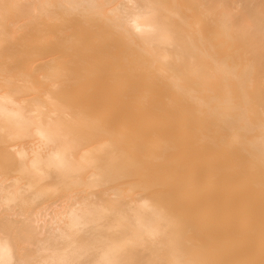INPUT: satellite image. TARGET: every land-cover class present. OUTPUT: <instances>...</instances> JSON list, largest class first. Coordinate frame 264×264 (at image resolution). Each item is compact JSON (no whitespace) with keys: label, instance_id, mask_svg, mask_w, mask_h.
Returning <instances> with one entry per match:
<instances>
[{"label":"bare ground","instance_id":"obj_1","mask_svg":"<svg viewBox=\"0 0 264 264\" xmlns=\"http://www.w3.org/2000/svg\"><path fill=\"white\" fill-rule=\"evenodd\" d=\"M263 228L264 0H0V264H263Z\"/></svg>","mask_w":264,"mask_h":264},{"label":"rangeland","instance_id":"obj_2","mask_svg":"<svg viewBox=\"0 0 264 264\" xmlns=\"http://www.w3.org/2000/svg\"><path fill=\"white\" fill-rule=\"evenodd\" d=\"M239 213L240 214H238L240 217L245 213V211L241 208V209H239ZM248 225H250V220H246V219H242L241 221H240V227H246V226H248ZM264 229V228H263ZM263 229H261V230H257L256 231V234H257V236H256V238H257V240H255V246L253 247V249H254V254H255V257H256V261L259 263V262H262L263 264H264V241H261L260 242V244H259V246L256 244L257 243V241H258V239H259V237H261V232H264V230ZM254 235H255V231H254ZM239 264H240V262H239Z\"/></svg>","mask_w":264,"mask_h":264}]
</instances>
